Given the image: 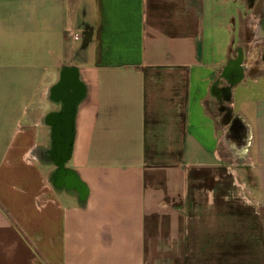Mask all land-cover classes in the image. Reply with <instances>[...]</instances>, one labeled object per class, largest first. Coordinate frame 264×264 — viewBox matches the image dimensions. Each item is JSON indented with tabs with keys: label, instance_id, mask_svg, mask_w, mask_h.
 Returning a JSON list of instances; mask_svg holds the SVG:
<instances>
[{
	"label": "crops",
	"instance_id": "obj_1",
	"mask_svg": "<svg viewBox=\"0 0 264 264\" xmlns=\"http://www.w3.org/2000/svg\"><path fill=\"white\" fill-rule=\"evenodd\" d=\"M259 43L238 0H0V264H264Z\"/></svg>",
	"mask_w": 264,
	"mask_h": 264
},
{
	"label": "water",
	"instance_id": "obj_2",
	"mask_svg": "<svg viewBox=\"0 0 264 264\" xmlns=\"http://www.w3.org/2000/svg\"><path fill=\"white\" fill-rule=\"evenodd\" d=\"M85 38L88 37L86 33H84ZM70 70L67 69L63 73V81H62V88L64 87L66 83V75L68 74ZM68 89V88H67ZM75 94L73 92L67 91L64 103L65 108L63 109V112L60 116L59 123L53 124V132H54V152H53V161L59 165L62 166L66 163V161L70 157V151H71V145L73 141V118H74V111H75ZM62 147V154H57V148L56 147Z\"/></svg>",
	"mask_w": 264,
	"mask_h": 264
},
{
	"label": "flooded vegetation",
	"instance_id": "obj_3",
	"mask_svg": "<svg viewBox=\"0 0 264 264\" xmlns=\"http://www.w3.org/2000/svg\"><path fill=\"white\" fill-rule=\"evenodd\" d=\"M238 4L242 6L244 10H246V6L251 7V10L257 14L259 25L264 32V0H238ZM259 48H262L264 50V44L259 43L258 45H256V49H259ZM242 49L243 48L238 49V53H236L234 59H232V61L228 64L227 71H226L228 78H232L230 77L231 75H233V77L235 75H239L238 70L243 69V67L245 66V65L243 66L242 64H244L243 60H244L246 53ZM237 65H238V70H236ZM65 81L66 83L64 87L67 86V88L69 89L71 86L73 89L70 76H67Z\"/></svg>",
	"mask_w": 264,
	"mask_h": 264
},
{
	"label": "rangeland",
	"instance_id": "obj_4",
	"mask_svg": "<svg viewBox=\"0 0 264 264\" xmlns=\"http://www.w3.org/2000/svg\"><path fill=\"white\" fill-rule=\"evenodd\" d=\"M245 15H247V12L246 14H244L243 16L245 17ZM247 17V16H246ZM247 26V22L244 24ZM246 35V34H245ZM245 41H243L242 43V46L244 47L243 50L245 51L246 53V50H248V45L249 43H247V38L244 39ZM253 58H251L250 55H248V53H246L245 57H244V64L246 65L247 62L252 65V64H258L257 61H255L254 59L252 60ZM241 89V88H240ZM241 91V90H239ZM241 108V107H240ZM243 111L244 112H247L248 110L243 108ZM251 117V116H250ZM252 131H251V135L255 137V140H256V144H257V147H262L263 150H264V119L261 120V122L259 121H255L253 120V123H252ZM235 127L237 128V125H235ZM234 127V129H235ZM240 130H241V125H240V122L238 120V134L240 133ZM252 141V140H251ZM255 159H256V163L259 162V158H258V153L255 154ZM246 163V162H244ZM69 166H74L75 165V157L72 158V160L70 161V163L68 164Z\"/></svg>",
	"mask_w": 264,
	"mask_h": 264
},
{
	"label": "built area",
	"instance_id": "obj_5",
	"mask_svg": "<svg viewBox=\"0 0 264 264\" xmlns=\"http://www.w3.org/2000/svg\"><path fill=\"white\" fill-rule=\"evenodd\" d=\"M73 41H80L82 39V35L79 32H74L72 34Z\"/></svg>",
	"mask_w": 264,
	"mask_h": 264
}]
</instances>
